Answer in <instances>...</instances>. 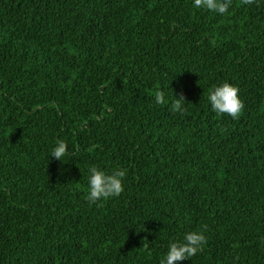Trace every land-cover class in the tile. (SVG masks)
Instances as JSON below:
<instances>
[{"label": "trees", "instance_id": "obj_1", "mask_svg": "<svg viewBox=\"0 0 264 264\" xmlns=\"http://www.w3.org/2000/svg\"><path fill=\"white\" fill-rule=\"evenodd\" d=\"M193 2L0 0V264H160L197 230L178 264H264V0ZM92 166L124 192L90 204Z\"/></svg>", "mask_w": 264, "mask_h": 264}, {"label": "clouds", "instance_id": "obj_2", "mask_svg": "<svg viewBox=\"0 0 264 264\" xmlns=\"http://www.w3.org/2000/svg\"><path fill=\"white\" fill-rule=\"evenodd\" d=\"M232 2L233 0H194L193 7L223 16L232 6ZM255 2L256 0H242V3L246 5ZM154 101L157 105L168 103L162 90L155 92ZM208 101L211 109L217 115H227L233 119H238L244 109V103L239 97V88L228 82L214 86L209 91ZM185 102L186 98L182 92L174 94V99L171 100L170 104L171 111L183 114L186 111ZM67 148V143L64 140L57 139L50 156L61 161L67 154ZM88 171V189L85 198L90 204L119 197L124 192L123 178L126 176L125 170L115 169L109 174L96 166H92ZM204 228L206 229V226ZM206 242L203 230L188 232L183 236L182 241H173L169 244L167 253L160 264H178V262L189 260L199 251H202Z\"/></svg>", "mask_w": 264, "mask_h": 264}]
</instances>
